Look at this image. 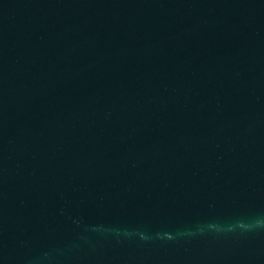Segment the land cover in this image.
Listing matches in <instances>:
<instances>
[{
  "label": "water",
  "instance_id": "obj_1",
  "mask_svg": "<svg viewBox=\"0 0 264 264\" xmlns=\"http://www.w3.org/2000/svg\"><path fill=\"white\" fill-rule=\"evenodd\" d=\"M0 264H264V0H0Z\"/></svg>",
  "mask_w": 264,
  "mask_h": 264
}]
</instances>
